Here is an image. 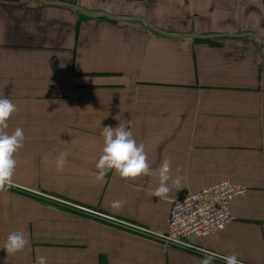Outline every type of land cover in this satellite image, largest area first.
Segmentation results:
<instances>
[{
  "label": "crops",
  "instance_id": "0c3cea01",
  "mask_svg": "<svg viewBox=\"0 0 264 264\" xmlns=\"http://www.w3.org/2000/svg\"><path fill=\"white\" fill-rule=\"evenodd\" d=\"M17 105L14 186L0 192V264H201L208 256L68 210L41 192L165 232L173 200L230 180L247 187L233 220L196 239L240 264H264V2L0 0V97ZM124 124L158 176L97 179L102 127ZM67 153L63 170L56 158ZM125 201L122 209L110 205ZM29 245L15 255L7 236ZM212 264H225L212 259Z\"/></svg>",
  "mask_w": 264,
  "mask_h": 264
},
{
  "label": "clouds",
  "instance_id": "9594fccd",
  "mask_svg": "<svg viewBox=\"0 0 264 264\" xmlns=\"http://www.w3.org/2000/svg\"><path fill=\"white\" fill-rule=\"evenodd\" d=\"M17 111V105L8 97H0V192L14 186V174L17 167L16 154L24 147L25 135L22 128L17 127L9 133L7 131L10 117ZM103 148L95 167L98 170L97 179H102L109 171H114L121 179L135 180L139 177L158 176L159 186L152 192L153 197L167 200L171 191L169 181L179 190L181 177L172 178L171 160L165 158L158 168H152L148 162L145 145L138 143L131 130L124 124L102 127ZM67 164V153L61 152L56 158V167L63 170ZM125 201L115 200L111 203L114 210L123 208ZM29 240L23 232H12L7 236L3 249L7 255L22 252ZM215 254L210 255L201 264H212ZM225 264H240L236 254L222 257ZM36 264H47V257L38 255Z\"/></svg>",
  "mask_w": 264,
  "mask_h": 264
},
{
  "label": "built area",
  "instance_id": "2783aa9c",
  "mask_svg": "<svg viewBox=\"0 0 264 264\" xmlns=\"http://www.w3.org/2000/svg\"><path fill=\"white\" fill-rule=\"evenodd\" d=\"M237 2H264V0H236ZM36 196L68 210L97 217L98 219L149 235L165 246H174L204 256L215 254L214 259L223 260L221 255L206 250L196 243V239L217 234L233 220L230 204L237 197L247 194V187L230 180H219L211 185L188 190L173 200L167 217L165 232H155L149 228L136 226L129 221L112 217L97 210L89 209L57 196L34 192Z\"/></svg>",
  "mask_w": 264,
  "mask_h": 264
}]
</instances>
